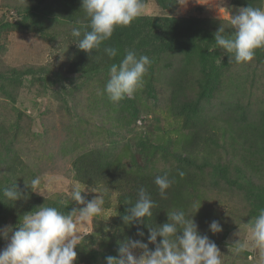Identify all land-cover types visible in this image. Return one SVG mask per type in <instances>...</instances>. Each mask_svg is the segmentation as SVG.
<instances>
[{
	"label": "rangeland",
	"instance_id": "1",
	"mask_svg": "<svg viewBox=\"0 0 264 264\" xmlns=\"http://www.w3.org/2000/svg\"><path fill=\"white\" fill-rule=\"evenodd\" d=\"M176 1L174 8L168 10L156 0H146L142 16L204 18L210 31L215 33L223 25L230 34L225 9L235 15L240 7L248 5L264 8V0ZM33 5L35 12L26 13ZM45 11L39 0H0V140L5 143L2 148L0 143V181L13 176L15 170L22 181L19 190L28 189L59 200L72 209L86 206L71 200L74 184L85 187L82 195L86 202L102 194V214L79 224L78 230L84 237L79 246L82 253H101L91 264H106V254L115 247L119 191L105 184L93 186L77 180L74 160L95 147H113L105 157L114 159L116 154L128 152L126 147L137 162L152 168V164L145 163L146 157L133 137L144 134L152 142L167 143L157 153L159 159L153 165L170 167L172 142L175 146L173 140L187 132L182 125L202 124L200 137L216 140H204L197 146L201 150L191 156L194 163L189 167L197 179H202L193 196L197 207L201 206L193 217L198 230L216 243L223 264H261L259 250L251 245L247 224L259 209L252 210L245 189L249 184L264 186V152L254 151L250 156L239 143L229 140L231 137L224 129L264 118V48L257 49L254 59L246 63H237L230 56L225 58V53L218 51V63L224 58L226 62L211 96L198 102L200 109L194 120V101L203 78L198 57L149 51L152 64L144 88L136 93L139 113L128 125L126 115L118 117L125 111L119 113L117 102L104 94L110 66L97 72H70L72 48L77 46L71 36L72 26L60 15H45ZM24 18L22 26H15ZM6 23L10 26L4 27ZM123 49L134 48L126 44ZM162 134L168 135V142L158 138ZM129 160V154L122 158L130 173ZM217 163L229 165L230 182L211 174L212 165ZM37 176L41 184L31 189V180ZM93 187L98 192H91ZM195 210L192 206L189 209ZM12 219L4 220L0 230L6 226L18 228L22 219L17 223ZM213 220L220 222L221 232L213 234L209 230ZM237 242L246 245L244 251L236 252ZM7 243L0 237V251Z\"/></svg>",
	"mask_w": 264,
	"mask_h": 264
},
{
	"label": "clouds",
	"instance_id": "2",
	"mask_svg": "<svg viewBox=\"0 0 264 264\" xmlns=\"http://www.w3.org/2000/svg\"><path fill=\"white\" fill-rule=\"evenodd\" d=\"M145 7L143 0H82L81 9L89 23L83 31L79 27H72L74 43L90 56L103 46V53L109 59L115 58L119 50L104 46L105 42L111 39L117 27L130 26L141 17ZM225 10L232 31L227 34L221 25L214 33L216 45L231 54V59L234 58L237 63L252 61L256 50L264 48V8L248 5L240 7L235 15ZM151 64L147 55H138L136 51L126 49L119 65L114 63L110 66V79L105 85L104 94L114 103L125 96L135 95L144 88ZM178 175L183 177L185 173L178 171ZM154 183L161 198L167 199V190L175 183V178H170L164 172L155 176ZM40 184L41 178L37 176L31 180V189ZM90 191L98 192L95 187ZM84 192L85 187L81 189L79 183L74 184L70 198L78 204H86L85 207L65 214L57 207L43 205L24 214L18 228L6 226L0 230V237L8 241L7 246L0 251V264H75L76 248L81 246L84 239L78 225L99 217L104 210L102 194L86 202L82 195ZM2 193L4 199L14 203L22 199V193L16 185L4 187ZM155 207L157 204L151 195L144 187H140L133 207L122 219L126 225L136 227L137 237L143 238V227H147V242L127 237L123 242H118V257H105L106 264H223L218 246L208 235L200 233L193 218L201 206L197 207L193 202L194 212L172 210L167 213V222L152 225L146 218L153 216ZM247 224L251 245L259 250L261 264H264V209H260L258 215ZM209 230L216 234L222 231V226L219 221L213 220ZM158 237L161 238L159 242ZM150 244L155 245L154 250L149 248ZM237 244L236 252L244 251L246 245Z\"/></svg>",
	"mask_w": 264,
	"mask_h": 264
},
{
	"label": "trees",
	"instance_id": "3",
	"mask_svg": "<svg viewBox=\"0 0 264 264\" xmlns=\"http://www.w3.org/2000/svg\"><path fill=\"white\" fill-rule=\"evenodd\" d=\"M146 0H143L145 2ZM163 8L171 10L177 4L176 0H156ZM239 0H235L238 3ZM246 1V0H245ZM252 1V0H249ZM43 4V8L46 9L45 15H51L52 13L58 14L64 18L72 27H79L81 30H86L88 26V19L82 8V0H39ZM36 10V6H31L26 9V13ZM29 16V15H28ZM27 16H25L26 18ZM24 20L16 23L15 26H22ZM207 20L199 17H176V16H163V17H150L141 16L134 20L130 26L117 27L109 41L105 42L104 46H112L117 48L118 55L109 59L103 53V46L99 52H93L91 56L80 50L77 46L72 48V59L68 65L70 72H97L101 69H106L112 64H118L124 58L125 51L123 47L127 44L133 47L134 51L138 55H149V51L160 53L170 52L172 54H195L198 57V63L203 72L202 85L198 93L197 99L194 101L193 118L194 114H197V109H200L199 101L211 96V92L215 90L217 86L218 77L220 76V70L225 64L226 59L230 54L225 50L219 49L214 41V32L207 28ZM10 26L9 23L4 24V27ZM73 41L75 38L73 37ZM134 45V46H132ZM222 50L225 53L223 61L218 63V51ZM180 91V90H179ZM136 95L132 98L125 96L122 100L117 102L119 105V113L125 111V114H121L118 117L129 118L128 125L131 124V120H134L139 113L138 103L136 101ZM190 102L187 104V107ZM191 120V118H190ZM190 126L182 125L186 133H180L177 139L173 140L171 148L172 162L169 163L170 167L163 168L153 165L158 159L157 153L162 150L163 145L167 143L152 142L148 140L150 138L147 135L139 134L133 136L137 141V145L140 148V152L146 157L145 163L152 164V168L142 166L137 162L134 156L128 150L129 170L125 169L122 158L128 154H116L114 159H108V150H113V147L105 148H90L87 151L81 153L74 160L75 178L83 183H87L93 186H101L105 184L107 187H113L116 191H119L118 211H117V233H114L115 247L106 254V257L116 256L118 257L119 242H123L127 237L133 239H143L147 242L148 229L143 227L145 236L143 238L136 236V227L126 225L122 217L128 214V210L133 207L137 193L140 187H144L151 198L156 202L157 207L153 211V216L146 218L149 224L160 225L167 222V213L172 210L182 209L189 211L193 204V196L195 195L196 187H199L202 179H197L194 171L190 169V165L194 161L191 156L196 151L201 149L197 146L204 142V140L215 141L216 137L211 139L207 136L205 138L200 137L202 124L196 126V124ZM191 127V128H190ZM229 134L234 144H240L241 149L245 148V151L252 156L254 151L264 152V118L258 120L239 123L236 127H229L224 129ZM158 136V135H157ZM152 138V134H151ZM161 140L168 142V135L162 134L158 137ZM172 141V140H170ZM169 141V142H170ZM176 141V142H175ZM2 142L1 148L5 143ZM179 142L181 143L178 146ZM233 145V144H232ZM180 147V149H179ZM5 160V159H4ZM6 162V161H5ZM127 166V165H125ZM228 164L217 163L212 165V175L218 177L221 180L230 182L228 178L229 171L227 169ZM178 171H183L185 175L180 177ZM164 172L169 174L170 178H175V183L167 190V199H162L159 194V189L154 183L155 176L162 175ZM0 181V224L8 218H13V222L17 223L22 216L27 212H32L40 206H52L57 207L61 212L65 214L70 213L73 209L69 204L64 202H58L50 198H45L33 193L31 190H19L18 184L21 183V179L16 175L11 177H4ZM232 182V181H231ZM17 186V189L22 193V199L16 201H8L3 198L2 189L4 187ZM248 193V199L251 201L252 210L264 209V186H254L249 184L245 189ZM195 198H197L195 196ZM27 199V202H25ZM23 207V208H22ZM147 223V221H146ZM19 226V225H18ZM112 236V237H113ZM123 240H122V239ZM161 238L158 237V242ZM111 241L112 239H108ZM122 240V241H121ZM155 245H150V249L154 250ZM77 261L76 263L85 262L91 264L97 260L98 255L94 250H91L87 256L82 253L81 248L77 246ZM106 262V260H105Z\"/></svg>",
	"mask_w": 264,
	"mask_h": 264
}]
</instances>
